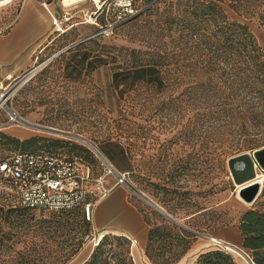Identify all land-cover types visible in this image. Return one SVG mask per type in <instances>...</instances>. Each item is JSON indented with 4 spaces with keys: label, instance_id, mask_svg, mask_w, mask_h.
Returning <instances> with one entry per match:
<instances>
[{
    "label": "rangeland",
    "instance_id": "obj_1",
    "mask_svg": "<svg viewBox=\"0 0 264 264\" xmlns=\"http://www.w3.org/2000/svg\"><path fill=\"white\" fill-rule=\"evenodd\" d=\"M12 1L0 0V26L8 18L7 12L13 11L15 15L24 0ZM146 5L147 2H141L140 10ZM221 6L232 20L246 25L257 42L264 46V0H243L238 10L225 3ZM91 9L93 4L89 0L78 3L69 21L77 23V27L55 39L36 65L69 45L70 48L46 61L30 79L27 77L29 80L25 78L27 81L12 98L11 106L28 122L0 128V133L20 139L39 136L62 141L55 149L66 156L74 155L68 152L72 143L83 146L90 151L91 164L98 172L96 151L80 139L83 137L94 143L118 170H129L126 183L114 187L94 207L90 233L85 236L79 252L66 264L83 263L104 233L122 234L124 227L134 219L140 223L142 231L135 244L132 243L131 255L135 264H152L145 254L146 239L142 238L149 229L143 213L159 211L151 203L160 206L182 228L190 229L188 231L196 236L189 251L176 264H192L199 253L210 248H223L233 254L236 263L246 264L235 254L237 249L233 250L234 253L214 239L233 236L232 229L238 228L239 218L246 210L264 211V184L257 199L252 204L245 203L238 196L239 185L233 181L227 165V159L239 153L225 157L220 150L213 151L210 145L201 143L196 137L186 142L178 129L183 124L191 128L195 113L192 108L179 112L178 108L165 105L156 111L155 105L163 96L152 88L134 87L120 95L122 85L116 87L113 83V73L121 63L112 59L114 48H142L143 36L136 28L123 27V23L109 37L89 38L96 30V26L84 22L85 12ZM59 12L61 14V10ZM81 39L85 40L72 45ZM87 39L94 40L76 48ZM19 76L3 80L4 84L14 83ZM178 92L174 91L173 95ZM181 113H184L182 117ZM42 126L70 134L50 131ZM113 141L127 145L130 154L117 156L114 160L112 155L120 152L122 146ZM13 151L0 143V159ZM257 172L261 174L264 170L258 169ZM17 204L18 199L9 183L0 180V207L6 210ZM33 211L38 217L50 218L53 213ZM150 216L156 220L152 214ZM33 228L17 241L16 227L6 226L0 211V264H17L21 259L17 253L20 249L25 257L33 259L31 249L42 239V233L33 231ZM4 231H9L7 236H2ZM236 245L241 247L242 243ZM74 246L65 240L58 246L49 244L47 249H51L53 255H59V251Z\"/></svg>",
    "mask_w": 264,
    "mask_h": 264
},
{
    "label": "trees",
    "instance_id": "obj_2",
    "mask_svg": "<svg viewBox=\"0 0 264 264\" xmlns=\"http://www.w3.org/2000/svg\"><path fill=\"white\" fill-rule=\"evenodd\" d=\"M223 3L238 10L243 0L154 1L123 25L139 31L143 47H115L112 59L121 61L113 73L114 85H122L120 95L134 87L152 88L163 96L155 105L156 111L165 105L178 108L179 112L192 108L195 113L191 128L183 124L179 133L186 142L196 137L227 157L264 146V46L246 25L227 15ZM93 40L87 39L76 48ZM174 91H179L176 96ZM0 140L13 153L46 150L62 154L55 148L63 142L56 139L39 136L20 139L0 133ZM113 142L121 145L120 141ZM121 146L122 150L112 155L114 160L130 154L127 145ZM68 152L74 155L67 157L83 160L95 175L101 172L100 166V171L95 172L93 157L85 147L72 143ZM34 209L53 213L50 218L38 217ZM0 211L4 224L16 227L17 241L32 226L33 231L42 233L40 242H35L31 249L33 259L25 257L20 249L17 264H30L31 260V264H66L90 233V220L82 207L54 211L25 207L18 202L6 210L1 206ZM143 217L149 225L147 257L152 264H176L189 251L196 236L157 210L144 212ZM238 230L242 237L240 248L252 264H264V211L246 210L239 218ZM8 233L4 231L2 236ZM65 240L75 246L59 251V255L47 249L49 244L58 246ZM131 247L132 240L127 235L104 233L82 264H135ZM192 264L237 263L231 252L210 248L199 253Z\"/></svg>",
    "mask_w": 264,
    "mask_h": 264
},
{
    "label": "built area",
    "instance_id": "obj_3",
    "mask_svg": "<svg viewBox=\"0 0 264 264\" xmlns=\"http://www.w3.org/2000/svg\"><path fill=\"white\" fill-rule=\"evenodd\" d=\"M89 1L93 9L85 12L84 22L96 26L89 35L91 38L111 36L119 25L140 11L141 2H147V7L156 0ZM72 17L73 13L68 11L62 15V20L66 22ZM43 65L44 62L33 66L14 83L4 84L0 80V118L3 117L0 128L24 123L25 119L14 110L11 101L25 83L20 85L22 79L32 73L31 78ZM95 156L101 168L98 175L79 158L46 150L17 151L0 159V180L9 183L18 202L25 207L54 211L82 207L86 219L91 220L94 207L114 187L125 184L128 175V172L118 170L101 151L95 152Z\"/></svg>",
    "mask_w": 264,
    "mask_h": 264
},
{
    "label": "crops",
    "instance_id": "obj_4",
    "mask_svg": "<svg viewBox=\"0 0 264 264\" xmlns=\"http://www.w3.org/2000/svg\"><path fill=\"white\" fill-rule=\"evenodd\" d=\"M80 2L66 6L63 5L61 0H24L15 15H13V11L7 12L6 16L8 18L0 26V80L21 75L31 69L36 65L41 54L55 39L77 27V23H74V21L70 23V20L64 22L62 15L68 11L73 13ZM144 222L146 223L145 220ZM139 226L140 223L137 219H134L133 223L129 222L124 227L122 234L124 233L130 237L132 243L135 244L139 232L142 231ZM148 231L142 236V238L146 239V242ZM232 231L234 235L231 237H218V239L224 241V243L220 244L227 246L231 251L237 249L238 253L233 252L247 264L243 252L236 245L242 243L240 232L238 228H234ZM237 264L244 263L238 261Z\"/></svg>",
    "mask_w": 264,
    "mask_h": 264
},
{
    "label": "water",
    "instance_id": "obj_5",
    "mask_svg": "<svg viewBox=\"0 0 264 264\" xmlns=\"http://www.w3.org/2000/svg\"><path fill=\"white\" fill-rule=\"evenodd\" d=\"M138 13H136V14H138ZM135 15H133L132 17L127 19L125 22H127L128 20L133 18ZM125 22H123V23H125ZM82 40H85V39H81L79 41H76L72 45L77 44V43L81 42ZM70 46L71 45H69L66 48H64L63 50L53 54L46 61H50L56 55L60 54L64 50H67L68 48H70ZM46 61H44V64L46 63ZM41 64H43V63H41ZM38 126H41V125H38ZM42 128H45V129H48V130L54 131V132L68 133V132H65V131H62V130H59V129H56L53 127H48V126H42ZM68 134H70V133H68ZM75 136H80V135H75ZM227 165L229 167L230 174L232 176L233 181L237 185H241V187L238 189V196L245 203L252 204L257 199V197L260 194L261 189H262L261 183L259 181H256L255 178H256L258 169L264 170V146L261 148H258L256 150H253L252 152H248V151L241 152L239 154H236V155L229 157L227 159ZM151 204L156 209H158L163 214H165L167 217H169L173 221L177 222V220L172 215H170L168 212H166L165 210L160 208V206H158L154 203H151ZM187 230H190V229H187ZM202 235L208 239L213 240L212 236H210V235H206V234H202Z\"/></svg>",
    "mask_w": 264,
    "mask_h": 264
},
{
    "label": "bare ground",
    "instance_id": "obj_6",
    "mask_svg": "<svg viewBox=\"0 0 264 264\" xmlns=\"http://www.w3.org/2000/svg\"><path fill=\"white\" fill-rule=\"evenodd\" d=\"M62 1V3H63V5H71V4H73V3H76V2H79V1H82V0H61ZM32 75V73L31 74H28L25 78L27 79V77L28 78H30V76ZM25 78H23L22 79V81H21V83H20V85L22 84V83H24L25 82ZM25 123H27L28 121L27 120H25L24 121ZM77 137H79L80 138V136H77ZM84 143H86L87 145H89L94 151H96V152H98V151H100L99 149H98V147L94 144V143H92L91 141H89V140H86L85 138H83V137H81L80 138ZM255 180L256 181H259L260 183H261V186H262V184H264V173H258L257 172V175H256V178H255ZM264 186V185H263ZM241 187V185H239V188ZM214 239V238H213ZM215 240V239H214ZM215 241H217V242H219V243H224V241H222V240H220V239H217V240H215ZM241 249V248H240ZM242 250V249H241ZM243 251V250H242ZM243 255H244V257H245V259H246V262H247V264H252V262H251V259L248 257V255L243 251Z\"/></svg>",
    "mask_w": 264,
    "mask_h": 264
}]
</instances>
